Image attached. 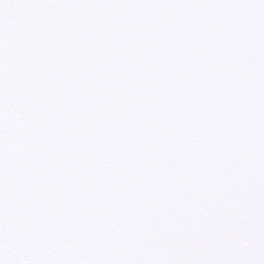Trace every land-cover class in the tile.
<instances>
[{"label": "snow or ice", "instance_id": "obj_1", "mask_svg": "<svg viewBox=\"0 0 264 264\" xmlns=\"http://www.w3.org/2000/svg\"><path fill=\"white\" fill-rule=\"evenodd\" d=\"M0 264H264V0H0Z\"/></svg>", "mask_w": 264, "mask_h": 264}]
</instances>
